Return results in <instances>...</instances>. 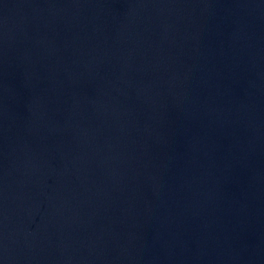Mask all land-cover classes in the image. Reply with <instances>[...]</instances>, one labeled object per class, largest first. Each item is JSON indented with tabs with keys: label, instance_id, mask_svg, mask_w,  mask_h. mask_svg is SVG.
I'll use <instances>...</instances> for the list:
<instances>
[{
	"label": "water",
	"instance_id": "1",
	"mask_svg": "<svg viewBox=\"0 0 264 264\" xmlns=\"http://www.w3.org/2000/svg\"><path fill=\"white\" fill-rule=\"evenodd\" d=\"M0 264H264V0H0Z\"/></svg>",
	"mask_w": 264,
	"mask_h": 264
}]
</instances>
